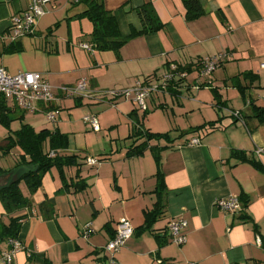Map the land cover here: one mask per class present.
I'll return each mask as SVG.
<instances>
[{
	"label": "crops",
	"instance_id": "1",
	"mask_svg": "<svg viewBox=\"0 0 264 264\" xmlns=\"http://www.w3.org/2000/svg\"><path fill=\"white\" fill-rule=\"evenodd\" d=\"M54 1L61 6L59 14L80 22L78 46L74 40L63 44L44 35L39 43L32 36L13 42L11 17L28 10L31 0H0V66L9 74L40 73L56 88L76 85L85 78L91 89L103 91L130 89L146 80L160 85L173 65L187 78L177 77L169 87L154 92L146 101V111H139L124 97L100 103L57 93L49 107L58 111L55 122L41 111L25 112L24 123L37 132L59 131L69 136V147L51 151V156L76 155L80 165L65 168L66 185L56 168L45 174L35 194L21 184L32 206L14 215H28L19 236L23 249L14 264H264V172L252 163L264 167V0H200L203 15L196 19L187 18L183 0H105L127 40L119 52L82 49L80 45L93 44V24L77 18L85 7L73 13L77 5L71 0ZM144 6L152 24L161 25L159 30L143 32L139 11ZM221 54H227V59L203 76L196 63ZM104 74L110 82L104 81ZM86 104L96 106L93 115L101 126L98 132L75 119L77 108ZM7 106L14 111L10 114L13 123L18 121L24 111L11 101ZM159 106L171 109L176 122L170 119L168 128H156L152 122L146 126L149 115L145 112ZM235 111L242 119L232 115ZM26 116L33 122L27 123ZM182 118L185 124H180ZM21 124L15 129L12 124L11 130H19ZM136 125L152 133H169L170 141L149 142L161 158L160 166L150 149L140 157L128 156L136 143L131 138ZM201 126L202 130L195 131ZM8 136L7 131L0 141L3 145ZM194 139L200 143L191 144ZM45 148L48 151L49 145ZM16 150L18 162L22 151ZM89 157L99 164L88 165ZM159 170L165 183L164 214L147 228L146 214L158 202ZM0 179L7 184L9 177ZM80 180L88 188L76 193L70 185ZM232 196L241 199L239 213L216 207L217 200ZM46 199L55 203L54 217L49 220L40 212ZM181 218L188 222L187 242L178 246L172 242L169 225ZM121 219L129 220L135 232L113 263L105 247ZM0 223H9L1 202ZM87 226L90 235L85 238ZM7 246L5 241L0 249Z\"/></svg>",
	"mask_w": 264,
	"mask_h": 264
},
{
	"label": "trees",
	"instance_id": "2",
	"mask_svg": "<svg viewBox=\"0 0 264 264\" xmlns=\"http://www.w3.org/2000/svg\"><path fill=\"white\" fill-rule=\"evenodd\" d=\"M71 1L73 5H83L85 7L84 11L77 15V18L88 19L93 24V31L91 33L93 50L100 52H119V50L126 44L127 40L121 35L119 24L115 15L106 9L105 0ZM183 2L187 8V18L196 19L203 15L200 0H183ZM148 13V6H144V8L139 11V15L145 26L143 31L144 33L149 30H159L161 26L155 27L152 24L153 19L149 17ZM36 32L33 35H35ZM196 65L198 66L197 63ZM186 70L190 71L191 68L187 67ZM181 71L184 72L185 70L181 69ZM78 98L83 99L84 97ZM104 100L113 103L110 99H103V101ZM49 110L52 111L51 109ZM13 112L14 111L7 106V101L4 98H1L0 125L9 132V136L5 139L4 145L0 142V158L8 157L12 151L17 148L22 151V154L19 156L18 162L13 168L9 170L0 169V177H9L7 184L0 188V202L5 208L6 214L9 216L8 224L0 223V244L5 241L7 242L10 239H20L19 236L23 227V222L28 215H14L16 212L32 206L31 200L25 197L21 191L22 183L28 187L31 194H35L42 187L43 177L45 174L53 168L60 171L61 179L65 184V168L78 167L80 165L79 159L76 155L60 156L56 153L55 156H51L50 154L51 151L57 152L58 150L67 149L69 147L70 141L68 135L62 134L59 131L50 132L48 130H43L37 132L32 126L24 123L25 111L22 112L21 117L18 119L22 123L20 129L13 132L11 130L13 120L10 118V114ZM41 113L47 116L45 111H41ZM147 114L148 112H145L144 115L146 116ZM208 124L209 126L215 125V123ZM203 128L204 126L198 127L195 131H200ZM131 138H135L136 143L130 148L128 156L140 157L143 156L148 149H150L154 153L157 165L160 166L161 158L155 148L149 147V142L153 140L170 141L169 133H152L150 131L141 130L140 127L137 126L134 128ZM138 140H143V142L137 145ZM46 144L49 145L48 151L45 148ZM252 163L255 167L264 172V167L259 162L253 161ZM157 179L158 184L155 193L158 197V202L154 210L151 213L146 214L147 228L164 214L165 206L163 202V195L165 183L163 174L160 170L157 173ZM71 187L76 193H81L88 188V185L85 181L80 180L77 183L71 184L70 188ZM40 212L46 220L53 218L55 214L54 200L46 199V201L40 206ZM115 235H113L112 239Z\"/></svg>",
	"mask_w": 264,
	"mask_h": 264
},
{
	"label": "built area",
	"instance_id": "3",
	"mask_svg": "<svg viewBox=\"0 0 264 264\" xmlns=\"http://www.w3.org/2000/svg\"><path fill=\"white\" fill-rule=\"evenodd\" d=\"M78 1V0H76ZM50 0H31L29 9L22 11L11 17V40L17 41L24 36L33 35L39 23V20L49 14L47 5ZM82 49L93 52L92 45L83 44ZM227 59V54L204 58L197 62L200 73L207 76L213 73L219 65ZM264 68V63L262 64ZM186 79L185 73L179 74L178 67L173 65L171 69L163 75L162 83L154 85L149 80L144 82L138 81L133 88L123 90H94L91 89L88 79H81L76 85L53 87L48 79L40 73H20L17 75L9 74L6 69L0 66V100L4 98L6 101H11L13 105L25 112H40L45 111L47 118L51 122L57 120L58 111H50L49 107L56 100L57 93L68 97H86L93 99L101 97L103 99H117L124 97L136 104L139 109L146 111L147 99L151 95L160 91L161 88L169 87V85L177 78ZM102 99V100H103ZM232 115L236 118H241L240 112L235 111ZM84 123L90 125L92 130L98 132L101 126L97 116L87 115L84 117ZM198 139H194L191 144H199ZM262 152L261 150L259 153ZM87 164L90 166L98 165L99 162L95 158H87ZM216 207L226 213L237 214L242 210V203L238 197L232 196L222 198L216 201ZM188 222L181 218L170 223L172 242L178 246H182L187 242L186 228ZM135 229L127 219H121L117 224L115 237L106 245L105 250L112 255L113 263L115 255L126 246V243L134 235ZM90 235L89 226L83 230V236L87 238ZM7 248L0 249V264H14L15 256L23 249V244L20 239H10L7 241ZM257 245L261 246V239L257 238Z\"/></svg>",
	"mask_w": 264,
	"mask_h": 264
},
{
	"label": "rangeland",
	"instance_id": "4",
	"mask_svg": "<svg viewBox=\"0 0 264 264\" xmlns=\"http://www.w3.org/2000/svg\"><path fill=\"white\" fill-rule=\"evenodd\" d=\"M51 1H52V4L50 3L49 5H47V9L50 12H49V14L46 15V17L43 18L44 24L42 25V27H40L38 30H36L37 32L41 33V36L38 37V35H37L38 33H37L35 36H32L33 39L35 40V42L39 43V41L41 42L43 35L44 36H52V37L56 38L58 41H60V43H63V44L66 41L74 40L73 41L74 44H76L78 46L80 43L79 44H77V43L80 42V39L77 38L78 37L77 36L78 35L77 29H78V24L80 22H76L73 19L70 20V16L67 17L66 15L62 16L61 14H59V9L61 6L58 4V2H55L54 0H51ZM76 7H77V9L74 10L73 13L78 11V10H82L84 8L83 5H78ZM55 16L57 19H54ZM49 17H50V19H49ZM71 24H72V26H71ZM43 26H44V29H43ZM37 28H38V26H37ZM82 40L85 41L86 39L82 38ZM80 47H81V45H80ZM103 79L106 82L111 81V78L109 76H106V74H104ZM155 98H157V97L155 96ZM102 99L103 98H101V97H95L91 100L98 101L100 103H106L107 102L106 100L103 101ZM94 107H96V106L86 104L84 107L77 108V110L75 111V113H76L75 119L83 120V118L85 116L94 114V112H95ZM136 109H138L140 111V109L137 106H136ZM148 115H149V117L145 120L146 126H148V127H150V124L152 122V124L157 125L156 128H165V127L168 128L170 126L169 121L172 120L171 122H173V123L176 122V121H174V119H172V117H173L172 110L169 109L168 107L162 108V109L160 108V106L158 107V109H156L155 107H150V112L148 113ZM18 116H19L18 114H17V116L13 115V117H18ZM142 116H143V113L141 115V118H142ZM26 122L32 123L33 122L32 117L29 116V118H28L26 116ZM186 122H187V120L185 118H182V120L180 121V124L181 123L185 124ZM12 124H13L12 125L13 129H15V128L19 127L21 122L18 120ZM54 125L55 124H50V126H52V127H54ZM6 135H7V130L3 126L0 125V141H3V139ZM17 152H18V150H16V151L14 150L10 156L0 158V167L8 168L10 166H14L17 162Z\"/></svg>",
	"mask_w": 264,
	"mask_h": 264
},
{
	"label": "water",
	"instance_id": "5",
	"mask_svg": "<svg viewBox=\"0 0 264 264\" xmlns=\"http://www.w3.org/2000/svg\"><path fill=\"white\" fill-rule=\"evenodd\" d=\"M5 185H6L5 180L0 179V188H2Z\"/></svg>",
	"mask_w": 264,
	"mask_h": 264
}]
</instances>
